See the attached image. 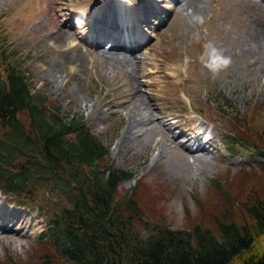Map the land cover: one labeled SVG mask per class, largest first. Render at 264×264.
Masks as SVG:
<instances>
[{"label": "rangeland", "instance_id": "1", "mask_svg": "<svg viewBox=\"0 0 264 264\" xmlns=\"http://www.w3.org/2000/svg\"><path fill=\"white\" fill-rule=\"evenodd\" d=\"M27 1L31 0H0V44L9 53L8 58L0 59V62L5 65L14 60L21 69H26L32 85L39 87L48 97L47 106L57 107L56 114L59 112L65 120H70L71 116L82 117L85 127L108 149L103 160L133 174L120 182L119 192H129V188L140 179L153 183L159 190L164 221L173 229L192 224L185 220V208L193 216L204 218L205 213L196 210L198 203L195 200L204 201L208 188L218 183L229 190L228 178L237 183L230 187L235 191L241 188L247 193L255 187L256 192L262 193L264 167L258 165L255 173L251 169L252 174L247 175L250 177L246 181L236 179L243 159L240 156L230 158L228 152L225 154L218 136L212 150L195 152L194 155L185 150V144L178 145L185 138L181 128L187 129L188 119L202 120L191 107L192 100L222 124L226 116L216 115L221 97L226 102L222 110H237L236 118L252 115L251 108L256 105L264 106V47L256 58L248 51V45H254L250 34L257 23L264 21V10L255 0H198L195 7L187 11L180 6L173 8L169 0H157L150 6L146 5L148 0H143L138 3L143 18H148V13L160 2V7L166 9L171 20L160 30L155 29V37L145 48L132 53L119 48L106 51L81 44L79 50L84 53L86 68L79 72L74 71V65L73 70L68 66L70 62L59 61L72 34L64 32L66 29L59 24L61 18L58 15L59 10L70 3L87 0H52L51 9L55 13L50 18L53 27H46L47 20L49 22L46 16L36 17L27 26L17 22L15 26L14 18L19 7ZM57 29H61L64 35L54 38ZM209 41L231 57L226 68L214 72L201 59ZM89 49L93 51H87ZM71 50L66 54L78 52L77 46ZM111 52L125 54L130 61L106 59ZM130 74L138 81L136 87L139 91H133L134 81H130ZM191 94L195 98L190 101ZM217 96L218 100L215 99ZM170 115L178 120L171 123ZM20 119L25 121L24 113ZM141 119L143 123L139 124ZM129 125L132 134L124 139ZM191 131L193 134L194 130ZM171 132L179 135L176 140L171 138ZM29 193V196L19 193L0 195L1 199L9 201L7 206L4 203L0 206L2 209L17 206L16 200L26 206L30 203L29 197L33 205L43 203L44 199L45 205L51 207L48 199L57 201L55 196H47L42 188ZM232 205L237 206L236 203ZM17 210L15 216H11L12 222L0 225V260L11 257L26 260L32 251V256L37 253V236L45 227V218L35 212L28 213L23 207ZM219 210L215 207L211 211L218 214ZM202 222L214 229L211 218L206 217ZM4 227L8 230L3 231Z\"/></svg>", "mask_w": 264, "mask_h": 264}, {"label": "trees", "instance_id": "2", "mask_svg": "<svg viewBox=\"0 0 264 264\" xmlns=\"http://www.w3.org/2000/svg\"><path fill=\"white\" fill-rule=\"evenodd\" d=\"M8 56L0 44V59ZM46 101L18 62H0V185L26 196L42 188L57 199H48L51 207L44 199L37 205L46 219L37 253L0 264H264V189L235 191L230 187L237 183L228 178L229 190L218 183L204 201L195 200L204 218L185 208L192 224L173 229L164 221L158 188L140 179L119 192L131 173L103 160L108 149L80 118L63 120ZM255 112L229 118L224 141L264 164V115ZM249 174L239 170L236 179ZM206 217L214 229L202 222Z\"/></svg>", "mask_w": 264, "mask_h": 264}, {"label": "bare ground", "instance_id": "3", "mask_svg": "<svg viewBox=\"0 0 264 264\" xmlns=\"http://www.w3.org/2000/svg\"><path fill=\"white\" fill-rule=\"evenodd\" d=\"M119 3H124V4H135L134 1H137V0H117ZM198 0H185V2L181 5V7H185L186 9L187 8H193L195 7L196 5V2ZM252 1V0H251ZM253 2V1H252ZM93 4H97V0H93ZM51 5H54V2L52 0H31V1H27L25 3H22L19 7V10L15 16V26H16V22L17 24H25L26 26L29 24L30 21H34L36 20V17H39V16H46L48 19H49V22L47 20V25L46 27H53L54 24L51 20L50 17H52L54 15L53 13V8L51 9ZM98 5V4H97ZM126 13H128V11H126ZM125 12H121V15L123 16H127L128 14H126ZM124 20V25H126V23H130L128 20L126 19H123ZM60 24V22H59ZM63 26V23H61ZM259 24H263L264 25V21H261ZM259 24L257 23L255 28L253 29L252 33L250 34V38L252 39V41L254 42V45H248V51L249 53H251V55L256 58L258 57L259 55H261L262 53L260 52L261 49L264 47V26H259ZM131 30V28H129ZM119 30V29H117ZM56 31H58V33L54 36V38L56 37H62L64 35V33L61 31V29H57ZM68 32L70 33V29H67L64 30V32ZM52 32V31H51ZM63 33V34H61ZM75 46H77L78 48V52L75 53V54H66L67 51H73L71 50V48H74ZM79 45L77 44H74V43H71L69 44L68 43V46L67 47H64L63 50H64V53L63 55H61V57L59 58V61L60 62H64V63H67L70 62V65H68L72 70H73V65L76 67L74 69V71L76 72H79L81 69L83 68H86V65H85V56H84V53L79 50ZM59 48V46H58ZM68 49V50H67ZM129 51V50H127ZM130 52V51H129ZM106 59H109L110 61L114 60V61H117V62H123V61H130V59H128V57H126L125 54H120V53H116V52H111V55H107ZM130 77V81L133 80L134 81V84H133V91H139L138 87H136V85L138 84V81L137 80H134V77L132 74L129 75ZM129 85V84H128ZM117 95H121V93L119 92H115ZM143 120H139V124H142ZM132 126L129 125V128L127 130V132H130V133H127L126 132V135L123 136L124 139H128V135H131L132 134V130H129L131 129ZM166 130L170 132V129L167 128L166 126ZM171 138L172 139H175L176 140V136L173 135V132H171ZM179 145V144H178ZM182 146V145H181ZM185 150L187 152H189L191 155L195 153V151L193 152L192 149H190L189 147H187L186 145H183ZM3 231H6V229L4 228ZM7 232H10V231H7ZM8 234H11V236L13 237L14 234L13 233H8ZM35 261V260H33Z\"/></svg>", "mask_w": 264, "mask_h": 264}, {"label": "clouds", "instance_id": "4", "mask_svg": "<svg viewBox=\"0 0 264 264\" xmlns=\"http://www.w3.org/2000/svg\"><path fill=\"white\" fill-rule=\"evenodd\" d=\"M194 19L200 18L194 17ZM201 59L206 66L214 72L226 68L231 63V57L227 56L224 49L217 47L212 41L205 44V51L202 54Z\"/></svg>", "mask_w": 264, "mask_h": 264}]
</instances>
